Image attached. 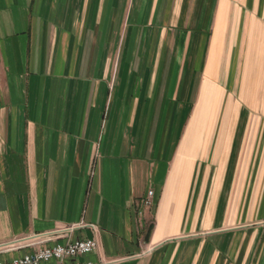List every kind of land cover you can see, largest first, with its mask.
<instances>
[{
  "label": "crops",
  "instance_id": "0c3cea01",
  "mask_svg": "<svg viewBox=\"0 0 264 264\" xmlns=\"http://www.w3.org/2000/svg\"><path fill=\"white\" fill-rule=\"evenodd\" d=\"M44 238L264 264V0H0V261Z\"/></svg>",
  "mask_w": 264,
  "mask_h": 264
},
{
  "label": "built area",
  "instance_id": "2783aa9c",
  "mask_svg": "<svg viewBox=\"0 0 264 264\" xmlns=\"http://www.w3.org/2000/svg\"><path fill=\"white\" fill-rule=\"evenodd\" d=\"M143 207H151L154 204V192L148 191L147 196L141 202ZM92 230L96 228L92 225ZM54 239L44 238L28 244V247L45 245L44 247L24 254L21 257L9 261H0V264H94L81 260L83 257L95 253L99 243L95 239L68 241L66 243H53Z\"/></svg>",
  "mask_w": 264,
  "mask_h": 264
}]
</instances>
